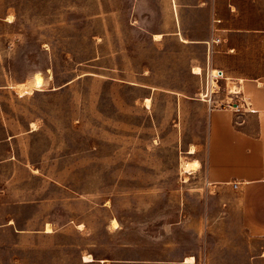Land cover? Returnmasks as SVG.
<instances>
[{
  "label": "rangeland",
  "instance_id": "374dc122",
  "mask_svg": "<svg viewBox=\"0 0 264 264\" xmlns=\"http://www.w3.org/2000/svg\"><path fill=\"white\" fill-rule=\"evenodd\" d=\"M262 83L264 0H0V264H264L206 178Z\"/></svg>",
  "mask_w": 264,
  "mask_h": 264
},
{
  "label": "crops",
  "instance_id": "0c3cea01",
  "mask_svg": "<svg viewBox=\"0 0 264 264\" xmlns=\"http://www.w3.org/2000/svg\"><path fill=\"white\" fill-rule=\"evenodd\" d=\"M255 112L264 113V83L253 92ZM256 114V115H257ZM255 115V116H256ZM263 118V119H262ZM259 115L251 123L243 122L238 129L232 126L229 110H211L208 120V156L206 178L212 185L243 189L254 200L264 217V117ZM261 221V222H260ZM249 223L264 230V219Z\"/></svg>",
  "mask_w": 264,
  "mask_h": 264
},
{
  "label": "bare ground",
  "instance_id": "6f19581e",
  "mask_svg": "<svg viewBox=\"0 0 264 264\" xmlns=\"http://www.w3.org/2000/svg\"><path fill=\"white\" fill-rule=\"evenodd\" d=\"M159 35H156V37H158ZM195 69V72H199V68L198 67H196V68H194ZM194 71V70H193ZM212 72V74L213 75H215V74H217V70H212L211 71ZM233 88V87H232ZM236 89V88H235ZM232 91V90H231ZM232 92H234V91H232ZM236 93V92H235ZM147 102V101H146ZM189 153H194V149L193 148H191V150L189 151ZM113 224H116V222L114 221L113 222ZM115 226V225H114ZM46 231L47 232H49L50 231V227L49 226H47V229H46ZM87 257V256H86ZM193 262V257H187L185 260H184V263H192Z\"/></svg>",
  "mask_w": 264,
  "mask_h": 264
}]
</instances>
